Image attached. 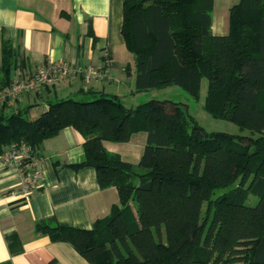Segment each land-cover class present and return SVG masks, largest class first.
Listing matches in <instances>:
<instances>
[{
  "label": "trees",
  "instance_id": "1",
  "mask_svg": "<svg viewBox=\"0 0 264 264\" xmlns=\"http://www.w3.org/2000/svg\"><path fill=\"white\" fill-rule=\"evenodd\" d=\"M122 2L135 92L176 84L198 99L206 78L205 110L259 135L208 132L181 103L126 106L104 91L51 98L35 118L31 106L1 113L0 154L14 141L38 151L73 126L85 139L83 155L67 166L93 167L100 188L118 192L90 228L51 215L35 220V233L71 244L90 264H264V0L232 4L224 34L212 31L214 0ZM87 33L96 40L91 23ZM17 66V50L2 38L0 89ZM137 131L147 138L136 164L103 145ZM249 193L259 196L255 205L245 204Z\"/></svg>",
  "mask_w": 264,
  "mask_h": 264
},
{
  "label": "crops",
  "instance_id": "2",
  "mask_svg": "<svg viewBox=\"0 0 264 264\" xmlns=\"http://www.w3.org/2000/svg\"><path fill=\"white\" fill-rule=\"evenodd\" d=\"M122 10V0H0V60L2 38L11 40L18 53L12 77H24L51 60L93 65L106 72L103 79L85 82L77 74L38 92L24 93L0 106V114L42 100L47 106L49 99L64 94L86 98L93 91H104L116 94L123 104L127 96H137L132 86L133 57L121 34ZM224 22H215L212 15L213 33H226ZM89 23L96 40L87 33ZM146 138L145 131H137L128 141L104 140L103 145L136 164ZM84 140L73 126L45 139L38 150L45 157L44 181L26 197L12 193L18 182L16 170L0 165V264H48L53 259L56 264H90L71 244L34 231L35 220L51 215L61 224L90 228L118 202L116 187L100 188L93 167L67 166L81 160Z\"/></svg>",
  "mask_w": 264,
  "mask_h": 264
},
{
  "label": "built area",
  "instance_id": "3",
  "mask_svg": "<svg viewBox=\"0 0 264 264\" xmlns=\"http://www.w3.org/2000/svg\"><path fill=\"white\" fill-rule=\"evenodd\" d=\"M77 74L82 75L85 82L106 77L103 69L93 65L81 67L74 66L67 60L47 61L24 77H13L9 87L0 89V106L14 102L24 93L38 92ZM44 159L45 157L26 141L8 144L0 154V165L13 168L17 172L18 182L12 193L26 197L32 190L41 186L44 181Z\"/></svg>",
  "mask_w": 264,
  "mask_h": 264
},
{
  "label": "rangeland",
  "instance_id": "4",
  "mask_svg": "<svg viewBox=\"0 0 264 264\" xmlns=\"http://www.w3.org/2000/svg\"><path fill=\"white\" fill-rule=\"evenodd\" d=\"M238 0H214L212 15L215 22H219V20H223L224 22V31L228 29V13L229 6L237 2ZM135 82V81H134ZM133 82V87H134ZM125 87V86H124ZM123 88V87H122ZM207 91V79L203 78L201 81V89L200 96L198 99L191 96L187 91H185L179 85L173 84L163 88H153L146 91L137 92V96L131 97L127 96L123 99V102L127 106H135L140 102L149 100V99H159V100H168L171 102H178L184 105L189 113L194 117V119L208 132L210 131H222L235 135L256 137L259 134L256 132H252L247 128H242L235 122L231 120H227L220 117H215L211 115L208 111L203 107L204 97ZM65 96V94L63 95ZM73 96L74 95H70ZM76 96V94H75ZM79 100H90L92 97L82 98L77 95L75 97ZM137 100L138 103H131L132 100ZM134 104V105H133ZM47 106L44 101H40L38 104L33 105L29 111V117L35 118L37 117L43 110H45ZM14 110L6 109L7 114L13 112ZM225 189L217 190L213 193L212 198H216L221 192ZM259 196L257 194L249 193L245 200V204L247 205H255L258 201ZM205 208V203H203V210Z\"/></svg>",
  "mask_w": 264,
  "mask_h": 264
}]
</instances>
